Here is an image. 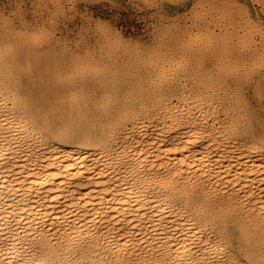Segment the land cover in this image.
<instances>
[{
	"label": "bare ground",
	"instance_id": "bare-ground-1",
	"mask_svg": "<svg viewBox=\"0 0 264 264\" xmlns=\"http://www.w3.org/2000/svg\"><path fill=\"white\" fill-rule=\"evenodd\" d=\"M14 93L0 82V264H243L216 226L264 229L260 145L231 142L180 92L189 112L161 101L73 138L33 123Z\"/></svg>",
	"mask_w": 264,
	"mask_h": 264
},
{
	"label": "rangeland",
	"instance_id": "rangeland-1",
	"mask_svg": "<svg viewBox=\"0 0 264 264\" xmlns=\"http://www.w3.org/2000/svg\"><path fill=\"white\" fill-rule=\"evenodd\" d=\"M0 56V82L42 128L104 137L161 101L185 113L182 94L264 151V0H0ZM233 216L216 226L229 227L225 249L264 264V229Z\"/></svg>",
	"mask_w": 264,
	"mask_h": 264
}]
</instances>
